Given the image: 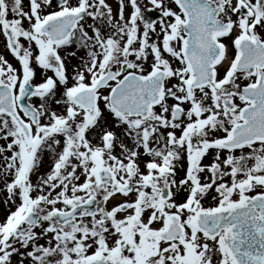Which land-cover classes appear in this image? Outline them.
Listing matches in <instances>:
<instances>
[{
    "label": "snow or ice",
    "instance_id": "1",
    "mask_svg": "<svg viewBox=\"0 0 264 264\" xmlns=\"http://www.w3.org/2000/svg\"><path fill=\"white\" fill-rule=\"evenodd\" d=\"M0 264H264V0H0Z\"/></svg>",
    "mask_w": 264,
    "mask_h": 264
}]
</instances>
